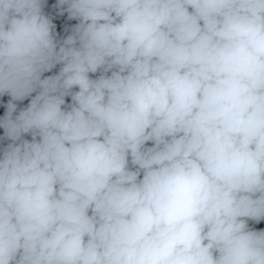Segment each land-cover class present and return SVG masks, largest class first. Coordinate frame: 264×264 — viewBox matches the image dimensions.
<instances>
[{"label":"clouds","instance_id":"1","mask_svg":"<svg viewBox=\"0 0 264 264\" xmlns=\"http://www.w3.org/2000/svg\"><path fill=\"white\" fill-rule=\"evenodd\" d=\"M0 264H264V0H0Z\"/></svg>","mask_w":264,"mask_h":264},{"label":"water","instance_id":"2","mask_svg":"<svg viewBox=\"0 0 264 264\" xmlns=\"http://www.w3.org/2000/svg\"><path fill=\"white\" fill-rule=\"evenodd\" d=\"M53 71H56V70H53ZM49 74H51V73H46V75H49ZM24 103L26 104V103H27V101H25Z\"/></svg>","mask_w":264,"mask_h":264}]
</instances>
